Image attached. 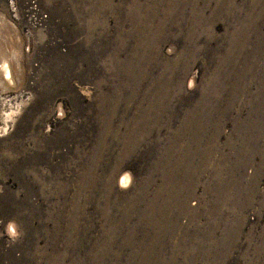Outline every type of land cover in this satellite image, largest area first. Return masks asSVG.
<instances>
[{
	"label": "rangeland",
	"instance_id": "rangeland-1",
	"mask_svg": "<svg viewBox=\"0 0 264 264\" xmlns=\"http://www.w3.org/2000/svg\"><path fill=\"white\" fill-rule=\"evenodd\" d=\"M0 49V264H264V0H0Z\"/></svg>",
	"mask_w": 264,
	"mask_h": 264
},
{
	"label": "bare ground",
	"instance_id": "bare-ground-1",
	"mask_svg": "<svg viewBox=\"0 0 264 264\" xmlns=\"http://www.w3.org/2000/svg\"><path fill=\"white\" fill-rule=\"evenodd\" d=\"M132 3V2H131ZM135 10V9H134ZM133 15V14H132ZM144 21V20H143ZM142 22V21H141ZM0 51H1V49H0ZM14 51V50H13ZM1 56V55H0ZM0 58H2V57H0ZM11 66L8 64V62L7 63H5V60H1L0 59V70H3L4 72H6V74L8 75L9 73H10V70H11V68H10ZM8 78V77H7ZM216 99V98H215ZM254 110V109H253ZM260 111V110H259ZM264 132V131H263ZM262 138V137H261ZM264 142V141H263ZM263 148V147H262ZM262 153H264V149H262ZM207 157V156H206ZM207 165V164H206ZM209 165V164H208ZM262 171V170H261ZM124 177H122L121 178V182H124ZM162 197V196H161ZM264 198V197H263ZM264 201V200H263ZM262 230V229H261ZM263 231V230H262ZM264 234V233H263ZM263 236V235H262ZM262 242V241H261ZM264 246V245H263ZM224 254V253H223ZM263 255V254H262Z\"/></svg>",
	"mask_w": 264,
	"mask_h": 264
}]
</instances>
